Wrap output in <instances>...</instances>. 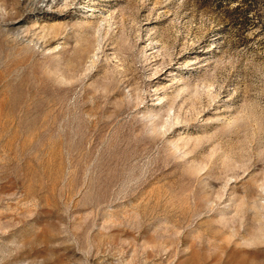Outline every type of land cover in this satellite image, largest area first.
I'll return each mask as SVG.
<instances>
[{"label":"rangeland","instance_id":"obj_1","mask_svg":"<svg viewBox=\"0 0 264 264\" xmlns=\"http://www.w3.org/2000/svg\"><path fill=\"white\" fill-rule=\"evenodd\" d=\"M0 264H264V0H0Z\"/></svg>","mask_w":264,"mask_h":264},{"label":"bare ground","instance_id":"obj_2","mask_svg":"<svg viewBox=\"0 0 264 264\" xmlns=\"http://www.w3.org/2000/svg\"><path fill=\"white\" fill-rule=\"evenodd\" d=\"M162 97H159V99H161ZM158 103H160V102H158Z\"/></svg>","mask_w":264,"mask_h":264}]
</instances>
